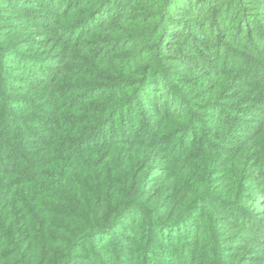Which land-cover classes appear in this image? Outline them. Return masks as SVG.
<instances>
[{"label":"trees","instance_id":"obj_1","mask_svg":"<svg viewBox=\"0 0 264 264\" xmlns=\"http://www.w3.org/2000/svg\"><path fill=\"white\" fill-rule=\"evenodd\" d=\"M0 264H264V0H0Z\"/></svg>","mask_w":264,"mask_h":264}]
</instances>
